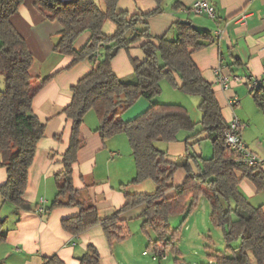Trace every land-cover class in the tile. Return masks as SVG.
Returning a JSON list of instances; mask_svg holds the SVG:
<instances>
[{"label": "trees", "instance_id": "trees-1", "mask_svg": "<svg viewBox=\"0 0 264 264\" xmlns=\"http://www.w3.org/2000/svg\"><path fill=\"white\" fill-rule=\"evenodd\" d=\"M154 1L157 8L153 12L129 14L117 12L118 0H101L102 10L93 0L66 3L33 0L35 10L44 20L61 26L54 52L72 58L68 68L84 60L93 62L98 59L96 67L71 87V102L62 111L71 121L70 137L61 158L63 170L55 175L57 193L45 212L77 207L80 210L78 215L61 221L62 230L77 236L100 226L111 246L125 238L119 227L123 222L119 218L120 213L144 205L140 215L141 229L145 232L146 228H151L156 234L154 254L161 259L162 253L158 252L157 244L166 238L170 245L174 236L172 233L170 239L167 238L169 216L183 212L189 200L191 210L196 201L202 199L209 205L211 225L222 231L226 247L232 251V256H209L207 264H248V252L253 255L256 264H264V212L262 206L251 205L241 193L238 176L247 178L257 192L264 194V173L259 170L261 166L249 168L235 162L234 154L225 146L223 137L228 122L222 118L211 84L202 78L192 60V54L210 42L211 35L197 30L190 22L177 21L171 26L175 38L151 36L146 19L163 12L164 0ZM23 2L0 0V79L3 80V90L0 91V154L1 166L7 173V179L0 187V197L17 210L29 211L31 205L23 199V195L37 144L44 136V125L33 114L32 102L50 77L41 79L31 74L33 57L24 39L11 25L10 18ZM106 21L116 26L111 36L102 33ZM85 32L90 33V38L80 50H76L74 44ZM139 43L145 60L133 63L130 76L135 81L117 77L111 68L112 59L120 50H129ZM173 74L179 77L181 86L175 84ZM163 79L170 81L181 92L200 98L198 108L201 119L198 123H194L187 110L179 104L153 102L160 93ZM253 96L264 112V93L257 91ZM140 98L149 101V108L134 119L123 121L122 114ZM89 111H93L98 118L95 133L102 141L119 134L126 137L135 167V176L130 184L150 180L155 185L153 194H126L125 205L105 219L98 217L92 204L84 206L79 202L78 191L72 182V167L83 146L80 128ZM197 124L201 125V129L192 137L205 133L211 141L213 155L210 159H203L187 154L180 165L187 173L185 181L174 186L173 175L179 164L168 161L166 153L158 149L156 143L174 142L179 132L193 131ZM189 159L195 162L197 175L191 173ZM3 238L0 234V240ZM231 242H237L238 246L231 248ZM44 264L62 262L52 257L45 259ZM79 264H101L96 248L87 247Z\"/></svg>", "mask_w": 264, "mask_h": 264}, {"label": "crops", "instance_id": "crops-1", "mask_svg": "<svg viewBox=\"0 0 264 264\" xmlns=\"http://www.w3.org/2000/svg\"><path fill=\"white\" fill-rule=\"evenodd\" d=\"M57 1L66 3L76 0ZM93 1L99 9H103L101 0ZM198 1L164 0L163 12L146 19L149 33L153 37L166 35L175 38L171 26L177 21H183L190 22L197 30L211 35V41L194 52L192 60L202 78L211 84L224 121L227 123L233 116L237 117L243 124L240 131L241 140L250 151L264 158V112L258 107L245 84L248 79L264 77V0H205L213 8V17L193 11ZM156 8L157 3L154 0H118L116 6L117 12L129 14H149ZM10 22L24 39L33 57L31 74L41 79H50L32 102L33 114L44 125V136L37 144L23 195V199L32 209L17 210L0 197V214L2 210H6L5 219L11 222L4 234L0 233L4 236L3 240H0V264H44L45 259L52 257L59 259L62 264H79V259L89 246L96 248L101 264H121L115 252L116 243L108 245L100 226H94L77 236L62 230L61 221L78 215L80 210L77 207L57 208L45 212L57 193L55 175L63 170L61 158L68 147L70 137L71 121L62 111L71 102V87L96 67L98 59L95 58L93 62L84 60L68 68L72 58L54 52L61 26L56 22L44 20L35 10L33 0H24L17 13L10 18ZM115 30L116 26L111 21L103 24L102 33L105 36L113 35ZM89 38V32L83 33L76 40L75 49L80 50ZM140 44L132 46L129 50H120L112 59L111 68L117 77L130 76L133 63L139 64L145 60ZM218 77L229 80L230 86L227 90L218 85ZM233 77L240 78L241 82H233ZM173 79L178 87L181 86L182 82L176 74H173ZM233 96L238 98L239 105L231 108L228 101ZM197 98L200 102V98ZM145 100L138 99L122 114L121 119L130 121L147 110L150 103ZM95 118L94 129L89 128L84 120L80 128L83 146L78 151L77 162L72 167V182L78 191L79 202L84 206L92 204L98 217L105 219L125 205L126 194H153L155 186L153 189V186L146 183L150 180L130 184L135 176L132 170L128 181L126 176L123 177L124 171L120 170L121 165L118 163L120 156L109 146L110 139L102 141L95 133L99 124L97 116ZM206 137L203 133L196 140L177 139L164 144L167 160H181L186 156L187 145L192 146L207 139ZM194 154L201 156L199 150ZM1 162L0 154V187L7 179L6 169L1 166ZM188 164L191 173L197 175L195 162L190 160ZM131 168L132 166L129 170ZM259 170L264 173V163ZM186 176L184 168H177L173 175V185H181ZM238 176L239 189L248 201L262 194L257 192L247 178L240 174ZM262 203L258 206H262L264 212V202ZM144 209V205H139L120 213L119 218L123 222L119 227L124 234L127 229L126 221L141 220L140 215ZM0 220L1 229L4 220Z\"/></svg>", "mask_w": 264, "mask_h": 264}, {"label": "rangeland", "instance_id": "rangeland-1", "mask_svg": "<svg viewBox=\"0 0 264 264\" xmlns=\"http://www.w3.org/2000/svg\"><path fill=\"white\" fill-rule=\"evenodd\" d=\"M164 2L162 3V8ZM125 80L134 82L135 79L131 75ZM3 90V80L0 79V91ZM147 101V100H145ZM197 101V102H195ZM198 98L189 96L175 89L171 82L168 80H161L160 82V93L154 98L153 102L160 104H179L183 106L191 120L194 123H198L201 119V112L198 109ZM96 115L93 111H89L84 118L89 128L94 129L96 122ZM90 121V122H89ZM201 129V125L197 124L193 131H181L177 135L179 141L196 140L200 137L197 135L192 137ZM109 146L115 150L119 157L118 163L121 165L120 170L124 171L127 181L131 175L135 172L133 157L131 150L128 145L127 139L123 134L113 136L108 141ZM167 143L157 142L156 147L164 151V147ZM196 150H199L203 159H210L213 155L211 141L209 139L200 140L194 145H187V154L193 155ZM191 159H189L190 161ZM184 158L177 160L179 166L183 163ZM132 168L129 170V168ZM125 180V183L127 182ZM148 185L153 186L154 183L151 181L146 182ZM253 206H258L264 202V194H259L256 199L248 201ZM195 207L189 209L190 200L187 202L186 208L180 214L169 216L167 225L169 227V233L167 238L170 239L172 233L174 236L171 238L170 245L164 249L167 256L166 259L152 260V254L154 253L153 243L156 241V234L151 228H146L143 232L141 229L142 220H127L126 236L123 240L116 242V255L117 258L122 262L121 264H207L208 258L211 255L222 254L225 256H232L231 249H227V245L222 237V231L218 228H214L209 220L210 209L206 201L199 199L195 203ZM231 205H233L231 203ZM6 210H2L0 218L4 220L3 227L0 229V233L4 234L6 228L10 225V221L5 219ZM234 218V217H233ZM166 239V238H165ZM163 240L166 242V240ZM171 246L174 248L172 251ZM237 242H231L230 247L236 248ZM146 252V255H143ZM248 264H256L253 255L248 252ZM119 262V261H118ZM120 263V262H119Z\"/></svg>", "mask_w": 264, "mask_h": 264}, {"label": "built area", "instance_id": "built-area-1", "mask_svg": "<svg viewBox=\"0 0 264 264\" xmlns=\"http://www.w3.org/2000/svg\"><path fill=\"white\" fill-rule=\"evenodd\" d=\"M193 11L200 14L205 13L210 17H213L214 11L213 8L205 1L199 0L193 7ZM233 82L238 83L241 82L240 78L233 77ZM218 85L223 89L227 90L230 86V82L226 78L218 77ZM246 87L249 93L254 94L257 91L264 93V77L261 78H251L245 81ZM229 106L236 107L239 105V100L236 96H233L228 101ZM243 128V124L239 121V119L233 116L228 122L227 128L223 132L225 146L232 151L234 154V160L236 163L246 167H256L262 166L264 163V158L259 157L257 154L253 153L246 147L240 137V131ZM168 244L165 241H161L157 244L158 252H161V259H166L167 256L165 254L164 249L167 248ZM147 253L144 252L143 255ZM152 260L155 261L157 259L156 254H152ZM212 263V262H210Z\"/></svg>", "mask_w": 264, "mask_h": 264}]
</instances>
